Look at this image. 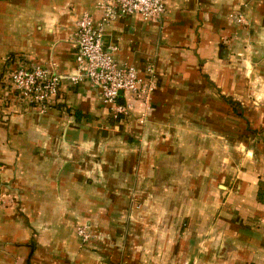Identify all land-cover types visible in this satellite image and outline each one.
I'll use <instances>...</instances> for the list:
<instances>
[{
	"label": "crops",
	"instance_id": "1",
	"mask_svg": "<svg viewBox=\"0 0 264 264\" xmlns=\"http://www.w3.org/2000/svg\"><path fill=\"white\" fill-rule=\"evenodd\" d=\"M100 1L0 0V264H264V0L110 22L103 45L154 85L146 104L122 94L119 120L85 81L45 113L22 102L16 61L75 75ZM85 224L102 237L81 242Z\"/></svg>",
	"mask_w": 264,
	"mask_h": 264
},
{
	"label": "built area",
	"instance_id": "2",
	"mask_svg": "<svg viewBox=\"0 0 264 264\" xmlns=\"http://www.w3.org/2000/svg\"><path fill=\"white\" fill-rule=\"evenodd\" d=\"M97 5L103 14L99 21L85 13L76 22L75 75L61 76L50 67L16 61V67L9 76V86L22 102L45 113L54 103L63 81L88 83L97 90L99 100L110 109L113 118L126 116L132 107L131 104L118 103L122 94H129L145 104L148 102L154 89L153 82L149 80L145 83L135 68L119 62L117 47L103 45L104 29L110 22L131 15H138L145 22L158 23L165 15L166 0H101ZM237 21L243 23L240 16ZM153 72V67L149 65L146 73L150 78ZM76 235L81 242H89V226L77 227Z\"/></svg>",
	"mask_w": 264,
	"mask_h": 264
},
{
	"label": "rangeland",
	"instance_id": "3",
	"mask_svg": "<svg viewBox=\"0 0 264 264\" xmlns=\"http://www.w3.org/2000/svg\"><path fill=\"white\" fill-rule=\"evenodd\" d=\"M185 198H187V197H183L182 196L181 197V201L184 200ZM86 225L89 226V233H90V236H91L90 241L96 240L97 238L102 237L101 234L98 232V230L96 228H94L93 224H90V225L86 224ZM151 253H152V250H149L148 253H147L149 256L146 255V257L150 258ZM186 258H188V256ZM186 258H185V260H182L180 262H178V261H168V262L163 261L162 262L159 259L156 260V259L151 258L150 260L148 259L146 262H142V264H192V258L191 259H186Z\"/></svg>",
	"mask_w": 264,
	"mask_h": 264
},
{
	"label": "trees",
	"instance_id": "4",
	"mask_svg": "<svg viewBox=\"0 0 264 264\" xmlns=\"http://www.w3.org/2000/svg\"><path fill=\"white\" fill-rule=\"evenodd\" d=\"M119 103V102H118ZM229 104L231 107H233L235 104L231 101H229ZM73 116L76 120H80V118H82V115L79 112H73ZM121 116H117L116 118H114L115 120H119Z\"/></svg>",
	"mask_w": 264,
	"mask_h": 264
}]
</instances>
